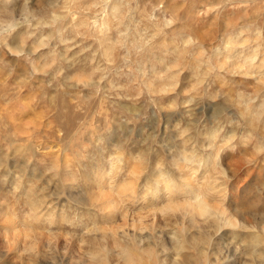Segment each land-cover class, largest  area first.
I'll list each match as a JSON object with an SVG mask.
<instances>
[{
	"label": "rangeland",
	"instance_id": "rangeland-1",
	"mask_svg": "<svg viewBox=\"0 0 264 264\" xmlns=\"http://www.w3.org/2000/svg\"><path fill=\"white\" fill-rule=\"evenodd\" d=\"M0 264H264V0H0Z\"/></svg>",
	"mask_w": 264,
	"mask_h": 264
},
{
	"label": "bare ground",
	"instance_id": "bare-ground-1",
	"mask_svg": "<svg viewBox=\"0 0 264 264\" xmlns=\"http://www.w3.org/2000/svg\"><path fill=\"white\" fill-rule=\"evenodd\" d=\"M191 155V154H190ZM180 164V163H179ZM184 168H186V165L183 166ZM182 169V168H181ZM165 176V175H164ZM162 175V177H164ZM174 180H170V182H166V183H161V181L158 179L156 181L155 186L153 187V192H159L161 194L164 193H173L175 190H178V188L175 185H172L171 183L174 184ZM130 189H132L131 187H129ZM182 187H180L181 189ZM131 191V190H130ZM182 191V189H181ZM130 195V194H129ZM132 195V194H131ZM194 203V202H193ZM183 205V204H182ZM183 208L185 211H187L188 213H190L189 215V221L195 226V224L197 225V220H196V216L200 215L203 218V222H206L209 226H211L212 229L217 230L219 228H221L222 226H231V227H238L240 229H249V227L245 224H239L237 221H235L232 217L229 216V214H227L228 212H226L225 209L221 208H215L214 210L211 208V206L207 205V204H203L201 206H198V208H196L194 205L192 204H184ZM193 215H192V213ZM184 213V212H183ZM184 215V214H182ZM184 217V216H183ZM209 221V222H208ZM191 224V225H192ZM200 224V223H199ZM204 224V223H203ZM210 228V227H209ZM204 232V231H203ZM216 232V231H215ZM247 238V237H246ZM195 240V239H193ZM258 241L255 242L256 246H258ZM255 248V247H254ZM258 252V251H257ZM259 253H261L259 251ZM263 254V253H262ZM204 257V256H203Z\"/></svg>",
	"mask_w": 264,
	"mask_h": 264
}]
</instances>
